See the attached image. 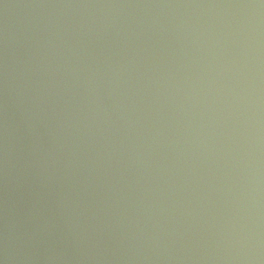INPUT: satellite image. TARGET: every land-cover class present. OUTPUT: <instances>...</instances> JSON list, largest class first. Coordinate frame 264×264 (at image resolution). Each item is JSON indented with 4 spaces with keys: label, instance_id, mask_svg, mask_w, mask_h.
Returning <instances> with one entry per match:
<instances>
[{
    "label": "water",
    "instance_id": "1",
    "mask_svg": "<svg viewBox=\"0 0 264 264\" xmlns=\"http://www.w3.org/2000/svg\"><path fill=\"white\" fill-rule=\"evenodd\" d=\"M0 264H264V0H0Z\"/></svg>",
    "mask_w": 264,
    "mask_h": 264
}]
</instances>
